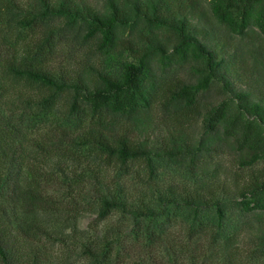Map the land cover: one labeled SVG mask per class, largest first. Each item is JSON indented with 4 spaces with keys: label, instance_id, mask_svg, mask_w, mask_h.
I'll use <instances>...</instances> for the list:
<instances>
[{
    "label": "trees",
    "instance_id": "1",
    "mask_svg": "<svg viewBox=\"0 0 264 264\" xmlns=\"http://www.w3.org/2000/svg\"><path fill=\"white\" fill-rule=\"evenodd\" d=\"M209 4L226 31L241 34L254 22L264 33V0ZM138 21L166 31L169 58L196 61L202 84L221 83L234 109L219 104L202 113L187 85L156 86L150 61L165 44L115 36L116 27ZM205 22L201 0H103L100 8L80 0H0V199L11 202L15 223L0 205V264H247L235 234L200 214L214 208L221 223L232 205L264 210V170L229 183L227 168H210L222 140L230 146L241 134H251L252 157L264 151V100L234 90L242 82L237 53ZM75 26L132 60L116 71L67 66L61 30ZM157 106L162 124L141 137V116ZM199 115L203 130L194 137ZM153 157L209 175L213 184L159 190ZM175 207L188 215L177 218Z\"/></svg>",
    "mask_w": 264,
    "mask_h": 264
},
{
    "label": "rangeland",
    "instance_id": "2",
    "mask_svg": "<svg viewBox=\"0 0 264 264\" xmlns=\"http://www.w3.org/2000/svg\"><path fill=\"white\" fill-rule=\"evenodd\" d=\"M80 1L99 8L103 6V0ZM209 3L210 0H201V9L206 13L208 19V22L205 23L217 32L219 38L226 42L229 41L233 46L232 50L234 49L237 53L235 68L241 74L242 82L236 83L234 90L246 92L250 100H264V33L260 31L254 22H251L241 34L226 31L212 16ZM202 23L203 21L200 24ZM115 36L133 38L139 45L144 47L149 45L147 39L151 36L156 37L165 44L162 51L160 49L153 50L150 61L156 86L160 89L164 88L167 83L180 86L187 85L192 93L195 105L202 113L207 107L210 108L219 104H223L225 110L231 111L234 109L233 104L228 101L230 92H226L221 83L210 81L208 85L202 84L200 81L201 73L198 70L199 65L196 61L192 59L174 61L173 58H169L170 44L167 40L170 36L166 31L150 29L138 21L129 26L116 27ZM60 46L61 62L78 71H85L90 66L97 69L116 71L122 68L124 61L132 60V57L126 54V51L121 53L122 49L117 45L95 42L76 26L61 30ZM173 108V105H171L169 110ZM163 111V108L157 106L153 107L148 114L141 116V137H144L150 129L154 130L162 124ZM190 130L194 137L202 132L201 115L193 119ZM220 134L223 137L225 131L221 130ZM244 135H238V141L230 146H227L222 140L220 147L216 150L217 152H212L210 168H227V171L231 173L229 183L234 182L235 178L246 174L248 171L259 172L264 170V151L258 152V155L254 157L248 154L247 151L252 145L251 134ZM205 137L212 140L211 134H207ZM153 167L154 183L159 190L167 187L186 191L195 188L207 190L213 184L209 175L194 176L177 162L166 158L153 157ZM127 181L130 184V182L136 180L128 177ZM146 190L147 188L144 189V191ZM0 205L3 215L14 227L11 202L7 198H1ZM172 211L177 218L188 215L186 210L178 207L173 208ZM225 215L226 217L219 223L215 209L212 208L201 213L200 220L212 224L213 227L220 225L225 235L235 234L233 237L235 244L248 255L247 264H264V210L258 208L242 210L232 205ZM91 219L92 215L85 216L81 219L80 226L85 227Z\"/></svg>",
    "mask_w": 264,
    "mask_h": 264
}]
</instances>
